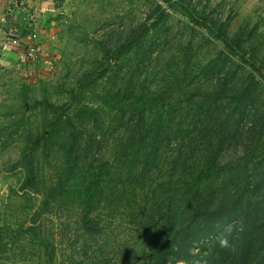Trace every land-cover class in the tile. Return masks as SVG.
I'll return each mask as SVG.
<instances>
[{"label": "rangeland", "instance_id": "1", "mask_svg": "<svg viewBox=\"0 0 264 264\" xmlns=\"http://www.w3.org/2000/svg\"><path fill=\"white\" fill-rule=\"evenodd\" d=\"M49 1L42 27L28 43L38 44L33 59L20 60L0 29V264H146L152 245L149 219L165 172L154 166L139 171L142 152L130 164L113 147L106 196L101 192L90 212L94 223L85 227L92 230L81 225L83 185L103 164V121L108 124L119 105L109 90L115 72L103 76V52L127 44L146 22L117 57L125 72L136 70L137 59L147 63L150 51L175 57L184 47L179 44L189 41L192 62L214 60L221 53L228 71H240L236 57L223 55L218 33L231 36L241 28L246 38L264 43V0H179L213 29L191 28L176 0ZM152 66L141 71L150 90L161 85L154 82ZM241 70L243 78L254 76L256 93L264 96V81ZM90 71L98 77L79 82ZM73 93L68 113L77 143L70 149V127L57 122L50 133L56 110L43 101L60 105ZM105 148L106 157L107 143ZM101 185L103 189V180ZM160 215L153 213V219Z\"/></svg>", "mask_w": 264, "mask_h": 264}, {"label": "trees", "instance_id": "2", "mask_svg": "<svg viewBox=\"0 0 264 264\" xmlns=\"http://www.w3.org/2000/svg\"><path fill=\"white\" fill-rule=\"evenodd\" d=\"M175 3L185 9L191 28L213 29L179 0ZM158 15L166 17L161 9ZM239 29L231 36L218 33L223 55L232 54L248 75L255 73L264 81V43L246 38L245 29ZM132 43L103 52V76L115 72L116 83L109 90L119 105L112 120L103 121V164L82 188V227L92 230L85 226L94 223L90 212L105 192L113 147L130 164L142 152L139 171L154 166L165 172L149 219L152 245L146 264H264V96L256 93L259 82H253L254 76L243 78L241 69L228 71L221 53L214 60L192 62L190 41L180 43L182 51L170 59L161 50L150 51L147 63L137 59L136 70L125 72L117 57ZM148 64L153 65L154 82L161 84L152 90L141 73ZM96 77L86 72L79 82ZM23 97L27 99L26 91ZM75 98L73 93L56 106L43 101L56 110L50 133L57 122L70 127V149L77 143L68 113ZM164 99L168 101L160 102ZM155 212L161 215L153 219Z\"/></svg>", "mask_w": 264, "mask_h": 264}, {"label": "crops", "instance_id": "3", "mask_svg": "<svg viewBox=\"0 0 264 264\" xmlns=\"http://www.w3.org/2000/svg\"><path fill=\"white\" fill-rule=\"evenodd\" d=\"M49 2V0H0V29H4L6 37L9 33H14L25 45L28 44L31 40L30 33L33 30L40 31L43 22L41 14L47 11ZM15 53L18 54V51Z\"/></svg>", "mask_w": 264, "mask_h": 264}, {"label": "built area", "instance_id": "4", "mask_svg": "<svg viewBox=\"0 0 264 264\" xmlns=\"http://www.w3.org/2000/svg\"><path fill=\"white\" fill-rule=\"evenodd\" d=\"M36 37V31H32L30 33V39H34ZM9 38V44L13 46L18 51L20 60H28L33 59L36 56V53L38 51V44L36 43H30V44H24L20 37L17 34H10L8 35Z\"/></svg>", "mask_w": 264, "mask_h": 264}, {"label": "water", "instance_id": "5", "mask_svg": "<svg viewBox=\"0 0 264 264\" xmlns=\"http://www.w3.org/2000/svg\"><path fill=\"white\" fill-rule=\"evenodd\" d=\"M146 26H147V23H146V22L142 23V24L138 27V29H137L134 33H132V35L130 36V38H129L126 42H127V43H130V42L136 40V38L139 37V35L141 34V32L144 30V28H145Z\"/></svg>", "mask_w": 264, "mask_h": 264}]
</instances>
